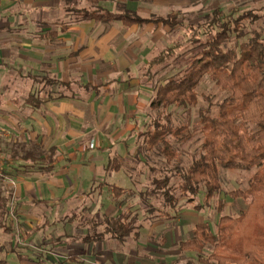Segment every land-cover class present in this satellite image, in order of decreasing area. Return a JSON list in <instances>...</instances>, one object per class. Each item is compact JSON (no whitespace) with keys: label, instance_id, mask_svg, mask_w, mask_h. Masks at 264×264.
<instances>
[{"label":"crops","instance_id":"1","mask_svg":"<svg viewBox=\"0 0 264 264\" xmlns=\"http://www.w3.org/2000/svg\"><path fill=\"white\" fill-rule=\"evenodd\" d=\"M200 4L0 0V191L15 202L11 221L31 228L52 217L62 222L96 193L110 194L117 184L105 177L122 171L108 165L138 142L154 98L145 73L173 30L154 21L125 25L121 17H165ZM111 202L107 208H114ZM27 234L36 241L32 231ZM104 250L110 259L126 256L121 249Z\"/></svg>","mask_w":264,"mask_h":264},{"label":"trees","instance_id":"2","mask_svg":"<svg viewBox=\"0 0 264 264\" xmlns=\"http://www.w3.org/2000/svg\"><path fill=\"white\" fill-rule=\"evenodd\" d=\"M251 15L252 12L243 13L233 18L231 14L224 16L219 8H214L210 15L205 16L204 22L191 25L189 31L192 35L181 42H174L148 64V69H152L180 49L184 42L199 47L180 75L171 77L156 87L150 103L151 108L159 111L153 123V130L144 133L145 146L150 150L162 144V152L168 162L175 157L168 136H173L177 141H184L189 138L190 133L186 126L172 127L169 123H160L164 111L171 106L186 107L195 104V89L205 75L228 93L218 104L216 112L211 106L199 110L198 122L203 140L200 152L191 164L185 169H161L163 176L152 180L153 188L150 191L157 196L164 208L178 209L179 200L184 199L185 204L201 210L221 191L220 169H255L248 188L228 193L233 199L250 198L244 210L235 217L220 215L215 232L211 230L209 223H197L192 235L180 241V248L196 252L198 260L202 263L264 264L263 32L253 31L252 36L238 45V51L234 47L226 48L232 34L239 38L245 35L240 29L243 21L252 25L258 19V15ZM121 20L125 25L154 21L173 28L179 24L176 14L172 13L165 17L142 18L127 12ZM201 34L207 37L203 42L200 39ZM169 118L170 114L167 113V121ZM112 163L108 165L110 170L119 169L117 163ZM168 172L179 179L177 185H169ZM109 188L111 200L115 205H123L128 197L134 195L131 189L118 185H110ZM201 191L204 192L203 202L199 198ZM174 192H177V195ZM124 195L126 197L121 198ZM10 202V197L0 191V228L12 233L14 225L10 219ZM222 206L220 205L219 209ZM79 216L78 209H73L60 220L63 223L73 222L80 219ZM133 220H128L121 212L116 215L103 214L101 220L91 223L95 230L85 235L83 240L87 243H102L108 236L122 243L134 229ZM98 226L103 227L100 232L96 230ZM206 246L210 247V252L207 257H203L202 252Z\"/></svg>","mask_w":264,"mask_h":264},{"label":"rangeland","instance_id":"3","mask_svg":"<svg viewBox=\"0 0 264 264\" xmlns=\"http://www.w3.org/2000/svg\"><path fill=\"white\" fill-rule=\"evenodd\" d=\"M200 1L202 4L192 7L191 11H171L172 14H176L181 25H176L171 32H168L166 40L170 41L169 46L192 35L189 30L186 32V26L204 22L205 16L210 15L214 8H219L224 16L231 14L233 18L250 12L252 15H258V19L252 25L247 21L242 22L240 29L245 35L239 38L232 34L226 43V48L234 47L238 51V45L252 36L253 31L263 32L264 36V0ZM200 39L203 42L207 37L205 34H201ZM182 45L163 62L156 64L148 71L146 70L145 78L152 84L154 94L156 87L183 72L199 48L198 45L187 42ZM195 92L197 98L195 104L186 107L171 106L164 111L160 118V123H169L172 127L186 126L190 133L189 138L184 141H177L173 136H168L167 139L175 151V157L171 161L168 162L163 154L162 144L154 146L150 150L145 146L144 133L153 130V123L158 115L159 110L155 108H151L149 116L145 118L143 131L134 148L129 151L126 157L114 159L113 163H117L122 172L119 177L114 173H108L105 181L115 183L125 189H131L134 192V195L128 197L123 205L119 206L111 202V191L108 189L110 194L104 193L97 197L98 193H96L93 198L86 199L88 203L83 206L84 208L78 209L80 219L73 222H58L54 221L52 217L48 219V222L46 220L37 222L38 225L30 222L35 225L34 228H31L33 226H29L27 222L13 219L12 233L5 232L0 228V264H215L214 262H200L196 252L182 250L179 243L192 235L197 223L207 222L211 230L215 232L220 215L226 214L235 217L241 210H244L250 202V198L246 200L233 199L228 193L232 190L248 188L249 180L255 169H220L221 191L216 193L209 205L204 206L201 210L185 204L184 199L179 200L178 209L169 210L164 208L157 196L150 191L153 188L152 180L163 176L160 173L161 169L167 168L170 171L179 167L185 169L191 164L193 158L199 154L203 140L198 122L199 110L211 106L216 112L218 104L228 94L208 75L203 76ZM167 113L170 114L168 121ZM167 175L170 176L169 185L178 184L179 179L174 177L171 172H168ZM175 194L177 195V192ZM123 197L126 196L121 198ZM203 197L204 192L201 191L199 193L201 202H203ZM11 202L10 215L15 218V202L12 199ZM110 202L114 208H107L106 205ZM220 205H223L221 209H219ZM120 212L124 213L128 220L134 219L132 222L134 229L124 242L111 241L109 240L111 238L107 236L102 244L91 242L93 244L90 246V243L82 239L95 230L91 223L101 220L104 213L116 215ZM46 222L48 229L42 230L40 224ZM102 228V226H98L96 230L100 232ZM30 229L33 236L36 237V241L28 240L27 233L31 232ZM41 240L42 242H40ZM99 247H102L100 252H98ZM108 248L125 251L124 260L122 261L117 256L110 259L108 252H105L107 258L103 257L105 256L104 249ZM89 250L93 254L91 257H88ZM79 252L82 257L76 260L77 257L74 254ZM209 252L210 247L206 246L202 256L207 257ZM96 254L101 256L97 255V257ZM69 256L71 257L69 258Z\"/></svg>","mask_w":264,"mask_h":264},{"label":"built area","instance_id":"4","mask_svg":"<svg viewBox=\"0 0 264 264\" xmlns=\"http://www.w3.org/2000/svg\"><path fill=\"white\" fill-rule=\"evenodd\" d=\"M0 174H1V168H0ZM11 205H12V202H10V207H11Z\"/></svg>","mask_w":264,"mask_h":264}]
</instances>
